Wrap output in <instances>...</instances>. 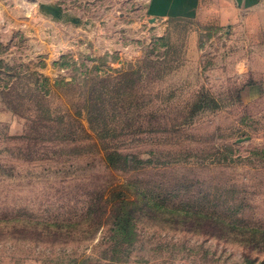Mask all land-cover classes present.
I'll use <instances>...</instances> for the list:
<instances>
[{
  "label": "rangeland",
  "instance_id": "374dc122",
  "mask_svg": "<svg viewBox=\"0 0 264 264\" xmlns=\"http://www.w3.org/2000/svg\"><path fill=\"white\" fill-rule=\"evenodd\" d=\"M3 1L0 264H264V5Z\"/></svg>",
  "mask_w": 264,
  "mask_h": 264
},
{
  "label": "crops",
  "instance_id": "0c3cea01",
  "mask_svg": "<svg viewBox=\"0 0 264 264\" xmlns=\"http://www.w3.org/2000/svg\"><path fill=\"white\" fill-rule=\"evenodd\" d=\"M206 4H214L211 12L219 19L226 22H237L241 11L249 15L255 9H260L264 5V0H206ZM4 2L0 0V3ZM204 0H148L146 14L150 18H155L163 22L174 20H196L202 14ZM219 6V7H218ZM213 14V13H211Z\"/></svg>",
  "mask_w": 264,
  "mask_h": 264
},
{
  "label": "trees",
  "instance_id": "16d2710c",
  "mask_svg": "<svg viewBox=\"0 0 264 264\" xmlns=\"http://www.w3.org/2000/svg\"><path fill=\"white\" fill-rule=\"evenodd\" d=\"M138 198L141 195L138 194ZM144 206L139 205L135 201H127L114 204L112 207L113 217L115 218L114 224L117 227L118 233H128L132 230L133 220L141 213Z\"/></svg>",
  "mask_w": 264,
  "mask_h": 264
},
{
  "label": "water",
  "instance_id": "95a60500",
  "mask_svg": "<svg viewBox=\"0 0 264 264\" xmlns=\"http://www.w3.org/2000/svg\"><path fill=\"white\" fill-rule=\"evenodd\" d=\"M44 9H46L50 14H52L55 18L57 19H62L63 18V13H62V9L59 7H55V6H43ZM67 21H71L75 24H80L81 21L77 18H72L69 17L66 19Z\"/></svg>",
  "mask_w": 264,
  "mask_h": 264
}]
</instances>
